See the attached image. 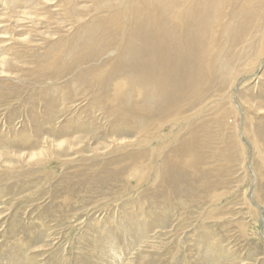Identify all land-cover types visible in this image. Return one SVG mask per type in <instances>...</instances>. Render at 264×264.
<instances>
[{
  "label": "rangeland",
  "instance_id": "374dc122",
  "mask_svg": "<svg viewBox=\"0 0 264 264\" xmlns=\"http://www.w3.org/2000/svg\"><path fill=\"white\" fill-rule=\"evenodd\" d=\"M69 1L0 0V264H264V0L230 13L247 39L219 83L160 122L105 56L134 22L94 21L127 0Z\"/></svg>",
  "mask_w": 264,
  "mask_h": 264
},
{
  "label": "bare ground",
  "instance_id": "6f19581e",
  "mask_svg": "<svg viewBox=\"0 0 264 264\" xmlns=\"http://www.w3.org/2000/svg\"><path fill=\"white\" fill-rule=\"evenodd\" d=\"M90 1L95 3L97 2L103 3L105 1V3L108 2L106 4L110 3L115 5L114 0H90ZM164 1L170 2L168 5L172 4L173 6L164 5ZM62 2L70 3L69 0H62ZM255 2L256 0H242L243 5L250 6L246 10L245 6H241L242 4L240 5L241 7H239L238 3H240V0H174V1L127 0L126 3H123L122 5L120 3L121 7L120 5L113 6L116 7L118 13L117 12L114 13L109 8L105 10H101V12H103L104 15L98 16L94 21L97 22L100 20L102 25L106 26L107 28L114 27L119 32L123 30L125 34L124 28L130 26L131 19L134 22L135 28H133L132 30L134 39L133 38L131 39V33H130V35L127 36L128 41L125 43V45H121L120 41L122 42V40L119 39L120 40L119 41L118 39L113 40V38L112 39L109 38L110 43L108 44L109 46L108 49H106L107 54H105V56L107 57L108 60H110V62L113 61L111 62L113 66L115 64L114 60L116 59L117 55L123 54L124 56H126V62H125L126 71H129L130 75H128L129 77L128 76L126 77L125 84L127 85V87L129 86L131 87V84L134 82L143 83L145 85L144 87L146 88H144V90L142 89V91L144 96L147 95L149 98L148 108L143 109L141 111L143 112L142 114L141 113L138 114L139 117L143 119V121L158 118L159 119L158 122H160V120H164L168 116L171 115L174 116L176 114H180L183 111L181 109L185 108L187 101L191 102L192 104L194 103L193 100L195 97H197L195 91L199 92L202 85H205L209 82L219 83L218 81H220L221 76L215 74L216 73L215 65L218 60L217 55L219 54H223L226 56L229 55L228 48L225 47L223 41L225 39H228V37H230L231 39L232 38L234 39V44L236 45L235 39L237 38L236 47L238 49V46L243 47L245 45L247 39L245 38L246 34H244L241 38L239 37L241 34H243L242 32L244 31L247 32V30L245 29L246 23L244 21L241 23V21L238 19H237L239 21L238 25L235 28L234 27L231 28L234 31L232 35L228 36L229 32L227 29L231 25H233L230 19V15H231L230 13H232V11L235 9L236 10L241 9L243 12L246 11L245 14H247L248 16V17L246 16L245 20L247 19L250 20L252 16H250L249 13L251 12L252 9L249 8H251L252 7L251 5L252 4L254 5ZM131 6L133 7V11H131ZM173 9L175 10V12ZM198 10L201 11V15H202L201 19H199L200 14L198 13L199 15H197V13H195L198 12ZM171 11H173L174 13H172L173 14L172 17L169 18L168 14L171 13ZM218 11H220L219 18L217 14ZM254 15L253 18L256 17ZM122 17H124L123 20ZM174 21L175 23L173 24ZM80 23L82 22L80 21L77 24L80 25ZM120 23H123L125 26L122 27ZM80 26L82 29L84 28L83 27L84 25H80ZM181 29L184 30V34H182L183 38H179V32L181 31ZM187 32L189 34H187ZM155 33L157 35H154ZM185 33L189 35V39L187 38L188 36L184 37ZM258 36L259 35H257L256 37ZM89 49L90 48H86L84 49V51L89 52ZM241 49L242 48L238 49L237 51L238 55L236 54L237 56H240L242 54V52H240ZM182 50L186 51V52L184 51L185 54L181 53ZM58 57L53 58V62L48 65L49 71L47 72H51L50 70L54 71V73H51V75L52 74L56 75L57 73L58 76L59 73H61L60 70L61 67L59 68L61 61L59 60ZM122 57L123 56L121 55L118 64L116 63L115 65L119 66V62ZM199 65L201 66L199 67ZM85 70L87 72V69ZM77 73H79V71ZM119 84L120 83L118 82L115 83L114 85L112 84L113 85L112 88L115 89L114 86H116L115 90H117L118 88L121 90V86L123 85H119ZM70 93L71 91L68 94ZM121 111L122 108L120 109V112ZM60 144L59 142L57 143V145ZM256 145L259 147L257 142ZM258 151H259V156L262 157L263 153H261V149H258ZM193 159H195V157H193Z\"/></svg>",
  "mask_w": 264,
  "mask_h": 264
}]
</instances>
